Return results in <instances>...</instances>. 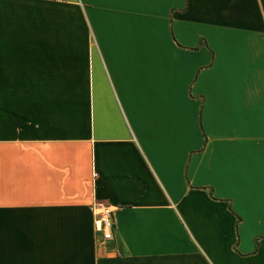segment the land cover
Returning <instances> with one entry per match:
<instances>
[{
  "label": "crops",
  "instance_id": "0c3cea01",
  "mask_svg": "<svg viewBox=\"0 0 264 264\" xmlns=\"http://www.w3.org/2000/svg\"><path fill=\"white\" fill-rule=\"evenodd\" d=\"M212 259L264 264V0H0V264Z\"/></svg>",
  "mask_w": 264,
  "mask_h": 264
},
{
  "label": "built area",
  "instance_id": "2783aa9c",
  "mask_svg": "<svg viewBox=\"0 0 264 264\" xmlns=\"http://www.w3.org/2000/svg\"><path fill=\"white\" fill-rule=\"evenodd\" d=\"M91 215V224L97 239L100 241H108L112 237L113 229V212L108 204L92 199L88 204Z\"/></svg>",
  "mask_w": 264,
  "mask_h": 264
},
{
  "label": "rangeland",
  "instance_id": "374dc122",
  "mask_svg": "<svg viewBox=\"0 0 264 264\" xmlns=\"http://www.w3.org/2000/svg\"><path fill=\"white\" fill-rule=\"evenodd\" d=\"M120 95V94H119ZM120 103H121V105H122V107H124V101H123V99H120ZM199 111V110H198ZM198 121V120H197ZM198 126H199V124H198ZM202 144H203V142H202ZM190 154H194V152H190L188 155H190ZM200 190H202V191H206L207 192V195L209 196V197H211V199L212 200H214V201H216L215 199H214V197H212L210 194H209V192H210V189L209 188H204V187H201V188H199ZM195 230V233H192V231L190 230L188 233H187V235H188V239L189 240H191L192 242H194V240L196 239V241L198 240V238H201L202 239V237L200 236V234H199V232L196 230V229H194ZM194 236V237H193ZM258 240H259V238L257 237H255V238H253V247H254V250L256 249V247H257V243H258ZM201 246V245H200ZM196 249L198 250V252H199V254L202 256V257H204V258H206L207 259V257L209 258V256H208V252L207 251H205V249L201 246V247H196ZM234 249V248H233ZM210 260V259H209ZM209 260L207 261V262H209ZM211 261V260H210ZM212 262L213 263H210V264H216V262L214 261V259H212Z\"/></svg>",
  "mask_w": 264,
  "mask_h": 264
},
{
  "label": "trees",
  "instance_id": "16d2710c",
  "mask_svg": "<svg viewBox=\"0 0 264 264\" xmlns=\"http://www.w3.org/2000/svg\"><path fill=\"white\" fill-rule=\"evenodd\" d=\"M209 194H211V193L209 192Z\"/></svg>",
  "mask_w": 264,
  "mask_h": 264
}]
</instances>
